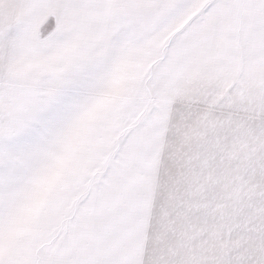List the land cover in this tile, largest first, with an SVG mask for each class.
<instances>
[{
    "label": "snow or ice",
    "instance_id": "6c2138e0",
    "mask_svg": "<svg viewBox=\"0 0 264 264\" xmlns=\"http://www.w3.org/2000/svg\"><path fill=\"white\" fill-rule=\"evenodd\" d=\"M0 264H264V0H0Z\"/></svg>",
    "mask_w": 264,
    "mask_h": 264
}]
</instances>
